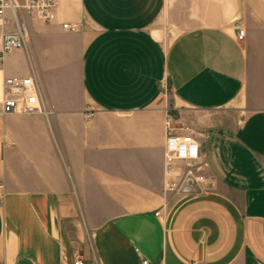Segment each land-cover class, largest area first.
Returning a JSON list of instances; mask_svg holds the SVG:
<instances>
[{
    "label": "crops",
    "instance_id": "1",
    "mask_svg": "<svg viewBox=\"0 0 264 264\" xmlns=\"http://www.w3.org/2000/svg\"><path fill=\"white\" fill-rule=\"evenodd\" d=\"M29 26L5 71L49 113L0 108V264H264V0H59ZM169 108L201 193L167 191Z\"/></svg>",
    "mask_w": 264,
    "mask_h": 264
},
{
    "label": "built area",
    "instance_id": "2",
    "mask_svg": "<svg viewBox=\"0 0 264 264\" xmlns=\"http://www.w3.org/2000/svg\"><path fill=\"white\" fill-rule=\"evenodd\" d=\"M58 5L59 0H0V108L5 115L49 113L37 76L9 75L5 71V60L13 52L28 50L31 37L29 20L55 21ZM63 28L69 31L76 29L69 23L63 24ZM237 29L238 38L243 40L245 29L240 25ZM92 116L91 112L86 115L88 119ZM175 125L176 117L169 108L166 119L167 191L181 196L201 193L209 187L204 173L207 164L201 161V144L189 128H185L186 133H179ZM73 264L99 262H89L78 256ZM143 264L150 262L145 260Z\"/></svg>",
    "mask_w": 264,
    "mask_h": 264
},
{
    "label": "rangeland",
    "instance_id": "3",
    "mask_svg": "<svg viewBox=\"0 0 264 264\" xmlns=\"http://www.w3.org/2000/svg\"><path fill=\"white\" fill-rule=\"evenodd\" d=\"M25 65H26L25 59H23L21 55H15V56H12L11 59L7 61L6 69L10 72H15V71L21 70ZM168 95H170V93ZM172 112H174L173 109H172ZM174 116L177 118L175 114ZM176 124L178 125V123Z\"/></svg>",
    "mask_w": 264,
    "mask_h": 264
}]
</instances>
